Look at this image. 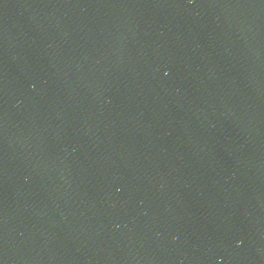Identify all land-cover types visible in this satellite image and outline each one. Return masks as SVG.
<instances>
[{
	"label": "water",
	"instance_id": "1",
	"mask_svg": "<svg viewBox=\"0 0 264 264\" xmlns=\"http://www.w3.org/2000/svg\"><path fill=\"white\" fill-rule=\"evenodd\" d=\"M0 264H264V0H0Z\"/></svg>",
	"mask_w": 264,
	"mask_h": 264
}]
</instances>
